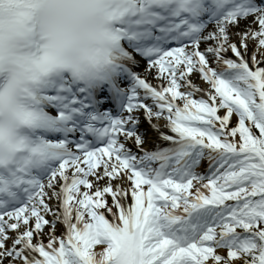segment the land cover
<instances>
[{
	"label": "snow or ice",
	"instance_id": "snow-or-ice-1",
	"mask_svg": "<svg viewBox=\"0 0 264 264\" xmlns=\"http://www.w3.org/2000/svg\"><path fill=\"white\" fill-rule=\"evenodd\" d=\"M92 41L106 67L85 74L62 53ZM6 44L25 72L0 129V264H264V0H0ZM140 111L168 147L145 149Z\"/></svg>",
	"mask_w": 264,
	"mask_h": 264
},
{
	"label": "clouds",
	"instance_id": "clouds-1",
	"mask_svg": "<svg viewBox=\"0 0 264 264\" xmlns=\"http://www.w3.org/2000/svg\"><path fill=\"white\" fill-rule=\"evenodd\" d=\"M100 3L103 6L104 0H100ZM95 22L101 29L107 30L110 28L111 22L105 21L103 7L98 13ZM107 47L106 42L92 41L78 47L67 49L62 54L80 72L95 74L105 70L104 51ZM85 48L89 49L88 54H85ZM96 50H99L98 54ZM24 52H27V50L25 49ZM17 55H23V52ZM24 72V66L10 54L6 44L3 51H0V129H7L9 127L13 107L24 103L18 85V81L23 78Z\"/></svg>",
	"mask_w": 264,
	"mask_h": 264
},
{
	"label": "bare ground",
	"instance_id": "bare-ground-1",
	"mask_svg": "<svg viewBox=\"0 0 264 264\" xmlns=\"http://www.w3.org/2000/svg\"><path fill=\"white\" fill-rule=\"evenodd\" d=\"M211 27H209L208 30H211ZM203 47H204V45H201V48H203ZM249 51H250V53L252 51L251 45L249 46ZM257 58L258 59H264V57H260V56H258ZM139 70H140L141 75H145L146 65L144 63H141ZM148 76L153 77L154 76V70H153L152 74H149ZM196 78L199 80L200 84L203 85L204 81H202L198 77H196ZM136 115H137V119H138L137 131L139 134L142 135V138L145 140V149L148 150L149 148H151V146L156 141V135L154 134L155 132L153 131L154 125L155 126H162L165 123V120L153 119V120L147 122L146 119L143 117V111L138 112ZM127 147L129 149H131L133 152L137 151L134 143L131 140L127 141ZM49 219H50V217H49Z\"/></svg>",
	"mask_w": 264,
	"mask_h": 264
},
{
	"label": "rangeland",
	"instance_id": "rangeland-1",
	"mask_svg": "<svg viewBox=\"0 0 264 264\" xmlns=\"http://www.w3.org/2000/svg\"><path fill=\"white\" fill-rule=\"evenodd\" d=\"M222 114H223V112H222ZM236 120H237V117L234 115L232 117V123L235 124ZM45 231H47V229ZM217 251H219L220 253H222L223 252V249H217ZM236 264H240V261H237Z\"/></svg>",
	"mask_w": 264,
	"mask_h": 264
}]
</instances>
